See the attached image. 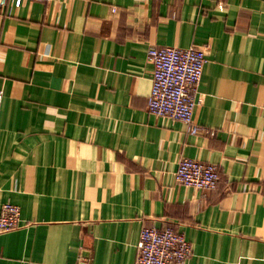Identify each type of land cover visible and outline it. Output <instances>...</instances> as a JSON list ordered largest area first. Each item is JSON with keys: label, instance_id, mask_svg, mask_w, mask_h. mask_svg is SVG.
Wrapping results in <instances>:
<instances>
[{"label": "crops", "instance_id": "obj_1", "mask_svg": "<svg viewBox=\"0 0 264 264\" xmlns=\"http://www.w3.org/2000/svg\"><path fill=\"white\" fill-rule=\"evenodd\" d=\"M164 45L203 49L196 134L147 112ZM0 90V264H135L144 226L186 264H264V0H8ZM181 157L216 189L177 184Z\"/></svg>", "mask_w": 264, "mask_h": 264}, {"label": "built area", "instance_id": "obj_2", "mask_svg": "<svg viewBox=\"0 0 264 264\" xmlns=\"http://www.w3.org/2000/svg\"><path fill=\"white\" fill-rule=\"evenodd\" d=\"M7 1L0 0V7L5 6ZM10 1L14 7H19L25 0ZM146 54L153 67L147 112L156 117L181 121L189 133H198L200 127L193 121V110L199 102L196 94L205 64L203 49L197 46H151ZM1 102L0 90V106ZM174 180L196 190L212 191L217 187L219 174L212 163L181 157ZM19 221V207L3 203L0 207V234L15 229ZM136 248L135 264H186L191 256L190 245L184 235L170 226L159 229L142 227Z\"/></svg>", "mask_w": 264, "mask_h": 264}]
</instances>
